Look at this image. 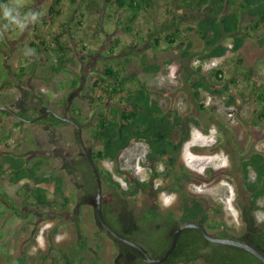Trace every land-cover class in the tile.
Returning a JSON list of instances; mask_svg holds the SVG:
<instances>
[{
  "label": "rangeland",
  "instance_id": "obj_1",
  "mask_svg": "<svg viewBox=\"0 0 264 264\" xmlns=\"http://www.w3.org/2000/svg\"><path fill=\"white\" fill-rule=\"evenodd\" d=\"M99 3L97 7H89L87 0L5 3L16 5L21 13L35 10L41 15L38 22L23 30L7 25L0 17V105H13L16 110L15 102L24 96V88L30 92L26 104L29 115L53 108L62 115L80 118L84 141L90 151H96L101 145L90 131L99 123L101 114L111 118L114 109L120 112L124 97L143 85L151 101L169 112V121H174L175 113L194 115L198 120L199 126L192 125L191 137L176 169L183 166L192 175H201L208 168L220 172L221 180H192L185 191L200 203L209 223L216 226L208 230L211 234L242 240L264 222V197L257 199L260 208L251 211L252 193L246 190L243 177L244 163L253 154L264 155V118L260 116L264 101L257 97L264 91V78L256 76V68L264 69V23L258 29L252 28L254 18L243 12L240 30L250 33L244 35V45L231 51L237 36L224 35L221 43L229 48L227 52L207 58L212 47L198 34L181 32L183 36L173 43L166 38L180 17L197 28L203 12L184 15L177 7L178 0H150L131 21L130 11L117 10L116 4L104 0ZM52 7L59 10L49 13ZM190 41L194 42L191 47ZM33 44L40 49L36 50ZM187 49L191 53L184 55ZM59 56L65 58V69H52ZM212 61L216 64L212 65ZM109 65L119 71V79L125 78L123 92H114L118 80L106 72ZM172 65L176 66L174 75L170 72ZM219 68L221 75L216 72ZM96 81L100 86L95 85ZM226 92L234 96V101L228 103ZM178 130L177 126L173 131L175 138ZM7 152L28 161L44 160L47 181L39 184L31 180L30 185L42 187L57 203L47 208L27 199L24 185L29 181L23 173L0 175V264H19L17 258L24 255L36 264H54L59 258L55 257L57 248L72 249L70 243L78 239L79 227L87 238L88 250L84 254L93 255V248L99 264H130L141 256L140 250L133 252L127 243L111 237L101 226L96 208L97 186L88 170L80 167L85 156L73 124L20 123L16 117L2 113L0 160L2 153ZM148 153V143L134 140L116 161L99 163L123 188H127L126 175L150 182L149 188L140 189L134 198L103 182V210H110L113 215L132 211L140 218L143 230L139 236L145 234L147 242L144 238L136 240L153 258H159L167 249L168 236L172 240L175 224L180 223V212L177 194L168 191L172 174L159 175L166 166L163 161L149 160ZM66 162L79 166L70 173L63 167ZM248 167L254 180L257 172L251 165ZM56 177L62 178L61 193L54 192ZM150 206L157 207L159 217L150 220L146 227L141 219ZM43 254L48 256L42 258ZM246 255L247 252H240L233 259L242 262ZM189 264L213 263L200 259Z\"/></svg>",
  "mask_w": 264,
  "mask_h": 264
},
{
  "label": "trees",
  "instance_id": "obj_2",
  "mask_svg": "<svg viewBox=\"0 0 264 264\" xmlns=\"http://www.w3.org/2000/svg\"><path fill=\"white\" fill-rule=\"evenodd\" d=\"M9 0H3V3H7ZM100 0H87L89 7L91 5H99ZM105 3L116 4L118 6L117 10H128L131 12V21L140 10L145 9L150 0H104ZM177 7L183 11L184 15L195 16V12H203V17H199V25L195 28V25L189 24L187 20L180 17L177 19L173 31L167 33L166 38L169 43H173L177 38L182 37L185 33L191 32L192 34H198L201 40L211 48V52L207 54L208 57L212 56H223L229 48L223 46L221 43L222 37L224 35L229 36L231 34H236V38L233 42L231 51H237L244 44L245 34L250 35L249 31L245 34L241 32L242 25V14L246 12L250 17L254 18V26L252 28L258 29L262 27L264 23V0H178ZM59 9L51 8L49 13H54ZM183 24H188L185 28H182ZM131 28V27H129ZM251 28V27H250ZM264 28V26H263ZM196 29V30H195ZM183 35H180V33ZM159 43L160 39L155 40ZM57 42L58 38H57ZM193 41H190L188 46L193 45ZM181 44L184 46L186 43L182 40ZM36 50L40 49L38 44H33ZM191 53V50H184V55ZM64 57L59 56L56 60L55 65H51L52 69H65ZM200 69V67H198ZM106 72L118 80V85L113 87L114 92H123L125 90L124 82L125 78L119 79V71H116L114 66L109 65ZM217 75L223 74L222 69H217ZM96 86H100L99 82H95ZM208 86L205 85V88ZM25 93L20 99L15 102L16 111L19 115L33 119L38 115H29L27 113V101L28 91L22 88ZM225 92V91H223ZM222 92V93H223ZM228 98V103L234 101V96L228 92L225 93ZM195 96L198 97L197 92ZM257 97L264 101V91L259 92ZM125 104L120 112L116 109L113 110V116L109 118L107 115L101 114L99 118V123L97 126L90 131L91 136L97 140L101 147L98 150H92V156L94 158L95 164L97 165L102 181L113 188L123 192L127 197L134 198L140 189L146 190L149 188L150 182L147 180H141L137 177H130L129 175L124 176V180L127 184V188H123L122 184L113 178L110 171L105 170L99 166V163L104 160L116 161L121 154V152L134 140L145 141L149 146L148 158L151 161H163L166 168L159 172V175H164L167 173L172 174V185L169 186V192L172 194H177V208L180 212L178 215L179 225L188 222H198L206 226L207 230H210L214 226L209 223V216L206 212H203L200 207V203L193 198H190L185 189L189 181H209V180H221L222 175L220 172H216L212 168H208L201 175H192L183 166L180 169L177 168V163L179 162L185 143L191 137L192 125L199 126L198 120L194 115L180 116L176 113L174 121H169V112H164L157 105L156 101H151L149 93L145 90L142 85L138 87L135 93H131L124 97ZM14 108L13 105H10ZM203 108L204 106L201 105ZM264 107V104H263ZM5 113L7 115H12L7 110L0 111V114ZM13 116V115H12ZM261 118H264V110L260 113ZM73 118V117H72ZM80 123V118H74ZM20 123H25L26 121L17 118ZM49 122L51 124L56 123H66V121L61 120L54 114L49 113L46 117L36 121ZM81 124V123H80ZM179 127L178 132H176V138L173 133L176 127ZM77 129V128H76ZM208 132L207 129L204 130ZM2 158L0 160V175L3 173L25 175L26 179L29 181L24 185L25 192L27 194V199H32L34 203L41 207H53L56 205L57 199L48 197L47 193L42 187L31 186L30 181H36L37 183H44L47 181L46 173L43 170L45 164L43 159H30L29 161L25 157H16L13 153L7 152L2 153ZM85 156V155H84ZM251 165L257 172L254 180H251L249 174V167ZM79 166V165H78ZM69 162L63 164V167L73 173L75 167ZM88 170L89 177L94 180L96 184V179L94 173L90 167L89 161L85 156L83 164H80L82 168ZM243 177L244 186L246 190L252 193V198L249 203L251 211L259 209L260 206L257 205V199L261 196L264 197V155L253 154L249 162H245L243 166ZM55 193L62 192V178H55ZM159 193V190L156 194ZM61 208H65L64 204H59ZM262 208V207H261ZM264 210V206H263ZM105 218L107 222L119 233L125 235L126 237L138 242L136 239L144 238L147 232H142L144 236L140 237L141 226L139 224V219L135 217L132 211H121L119 214L113 215L110 210L104 209ZM171 212H167L169 215ZM159 217L157 212V207L150 206L145 213L144 217L141 219L145 226H148L150 220ZM253 217V216H251ZM175 224V228L179 227ZM103 227V225L101 224ZM153 232V231H152ZM149 232V233H152ZM157 232V231H155ZM154 233V232H153ZM38 234V231L36 232ZM111 237H114L110 232ZM219 234V233H218ZM217 236H221L218 235ZM227 236V235H225ZM231 237V236H229ZM172 239V237H171ZM249 242L264 252V222L255 227L252 232H249L242 239ZM168 246L171 243L170 237L168 236ZM145 242L146 239H145ZM139 243V242H138ZM72 249L67 251L62 247L57 248L55 252V257H59L57 262L54 264H99L96 254V250L91 248L92 254H84L87 248V238L81 227L78 228V239L70 243ZM151 245V244H149ZM74 247V248H73ZM128 247L134 252H138V249L129 245ZM152 247V246H151ZM70 248V247H69ZM165 249V250H167ZM73 250V251H72ZM165 250L160 256H163ZM240 252H247L248 255L243 256L242 262L240 260L234 261L236 254L239 255ZM142 253V252H141ZM232 253V254H230ZM230 254V255H229ZM42 258H46L48 254L40 255ZM230 257V258H228ZM200 259L207 260L213 264H263L258 258H256L250 252L236 246L225 245L214 243L206 239L200 230L191 228L185 230L178 241L177 247L168 260L164 263L157 264H180V263H193ZM238 259V258H237ZM56 260V259H55ZM256 260V261H255ZM17 263L21 264H36V262H31L26 259V255L17 258ZM130 264H153L148 263L143 255L135 257ZM156 264V263H155Z\"/></svg>",
  "mask_w": 264,
  "mask_h": 264
},
{
  "label": "water",
  "instance_id": "obj_3",
  "mask_svg": "<svg viewBox=\"0 0 264 264\" xmlns=\"http://www.w3.org/2000/svg\"><path fill=\"white\" fill-rule=\"evenodd\" d=\"M2 110H7L14 117H16L20 120L29 122V123H34V122L46 117L49 113H52L56 117L60 118L61 120H64L66 122L73 124L77 128L78 141H79L80 147H81L84 155L87 157L89 164H90V167H91V169L94 173L95 179H96V186H97L96 208H97V215H98V219H99L100 223L114 237H116L119 240H121V241L137 248L138 250H140L142 252L144 259L148 263H153V264L156 263L157 264V263L166 262L168 260V258L171 256V254L174 252V250L176 249L181 234L185 230L195 228V229L200 230L201 233L203 234V236L206 239H208L209 241L214 242V243H219V244H225V245L240 247V248L250 252L251 254H253L256 258H258L264 264V252H262L260 249H258L253 244L246 242L244 240H241V239H237V238L213 235L207 230V228L204 224L198 223V222H188V223L181 224L178 228H176L174 230L171 243H170L168 249L165 251L164 255L159 257V258H153L149 254L148 250L143 245H141L140 243H138V242L126 237L125 235L119 233L107 222V220L103 214V200H102L103 181H102L99 169H98L97 165L95 164L94 158L92 156V152L88 149V147L84 141L83 127L79 122H77L74 118H71L67 115H62V114L58 113L53 108H47L42 114L36 116L33 119H29V118H26V117L19 115V113L16 110H14L12 107H10L6 104L0 105V111H2Z\"/></svg>",
  "mask_w": 264,
  "mask_h": 264
},
{
  "label": "clouds",
  "instance_id": "obj_4",
  "mask_svg": "<svg viewBox=\"0 0 264 264\" xmlns=\"http://www.w3.org/2000/svg\"><path fill=\"white\" fill-rule=\"evenodd\" d=\"M40 15L41 14L35 10L21 13L20 9L14 4L0 3V17L7 22V25L20 28L21 30L29 24L38 22Z\"/></svg>",
  "mask_w": 264,
  "mask_h": 264
},
{
  "label": "crops",
  "instance_id": "obj_5",
  "mask_svg": "<svg viewBox=\"0 0 264 264\" xmlns=\"http://www.w3.org/2000/svg\"><path fill=\"white\" fill-rule=\"evenodd\" d=\"M244 45V44H243ZM254 73V72H253ZM256 76H257V78H259V76L261 77V78H264V69L262 70H257V68H256ZM262 83H264V79H262ZM263 86H264V84H263Z\"/></svg>",
  "mask_w": 264,
  "mask_h": 264
},
{
  "label": "built area",
  "instance_id": "obj_6",
  "mask_svg": "<svg viewBox=\"0 0 264 264\" xmlns=\"http://www.w3.org/2000/svg\"><path fill=\"white\" fill-rule=\"evenodd\" d=\"M211 64H212V65H215L216 62L212 61ZM170 72L174 75V74L176 73V66L172 65V66L170 67Z\"/></svg>",
  "mask_w": 264,
  "mask_h": 264
},
{
  "label": "flooded vegetation",
  "instance_id": "obj_7",
  "mask_svg": "<svg viewBox=\"0 0 264 264\" xmlns=\"http://www.w3.org/2000/svg\"><path fill=\"white\" fill-rule=\"evenodd\" d=\"M11 107V106H10ZM13 108V107H12ZM14 109V108H13ZM47 109V108H46ZM15 110V109H14Z\"/></svg>",
  "mask_w": 264,
  "mask_h": 264
},
{
  "label": "bare ground",
  "instance_id": "obj_8",
  "mask_svg": "<svg viewBox=\"0 0 264 264\" xmlns=\"http://www.w3.org/2000/svg\"><path fill=\"white\" fill-rule=\"evenodd\" d=\"M23 47V46H22ZM84 49V48H83ZM156 67V66H155Z\"/></svg>",
  "mask_w": 264,
  "mask_h": 264
}]
</instances>
